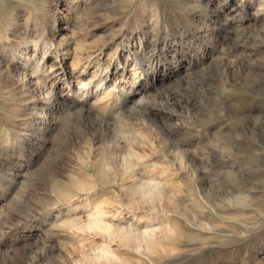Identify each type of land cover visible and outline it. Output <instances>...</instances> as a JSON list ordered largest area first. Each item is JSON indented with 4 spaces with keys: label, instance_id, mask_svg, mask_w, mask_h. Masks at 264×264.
I'll list each match as a JSON object with an SVG mask.
<instances>
[{
    "label": "rangeland",
    "instance_id": "1",
    "mask_svg": "<svg viewBox=\"0 0 264 264\" xmlns=\"http://www.w3.org/2000/svg\"><path fill=\"white\" fill-rule=\"evenodd\" d=\"M0 264H264V0H0Z\"/></svg>",
    "mask_w": 264,
    "mask_h": 264
},
{
    "label": "snow or ice",
    "instance_id": "2",
    "mask_svg": "<svg viewBox=\"0 0 264 264\" xmlns=\"http://www.w3.org/2000/svg\"><path fill=\"white\" fill-rule=\"evenodd\" d=\"M78 231L80 230V229H77Z\"/></svg>",
    "mask_w": 264,
    "mask_h": 264
}]
</instances>
